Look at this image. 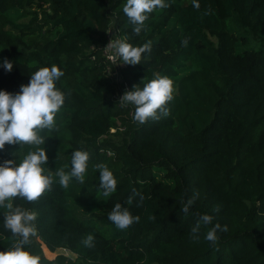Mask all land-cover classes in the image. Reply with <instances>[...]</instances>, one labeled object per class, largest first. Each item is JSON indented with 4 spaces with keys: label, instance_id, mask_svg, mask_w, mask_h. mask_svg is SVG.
Instances as JSON below:
<instances>
[{
    "label": "trees",
    "instance_id": "1",
    "mask_svg": "<svg viewBox=\"0 0 264 264\" xmlns=\"http://www.w3.org/2000/svg\"><path fill=\"white\" fill-rule=\"evenodd\" d=\"M166 2L137 34L126 0H0V60L13 61L11 71L0 67V89L19 91L39 67L57 64L66 99L54 127L40 130L46 167H70L75 149L90 153L83 184L54 182L36 200L13 198L37 212L31 248L43 264H264V0ZM111 39L151 41V50L138 64L119 56L112 64L104 55ZM156 75L173 80V98L167 114L140 123L120 97ZM31 147L6 143L0 162ZM98 163L117 179L108 197ZM133 189L144 199L126 205ZM117 202L140 220L118 229L108 219ZM7 212L0 209V250L13 239ZM205 213L212 224L193 233ZM217 222L227 231L206 240ZM89 233L92 247L83 244ZM43 248L75 257L47 258Z\"/></svg>",
    "mask_w": 264,
    "mask_h": 264
},
{
    "label": "clouds",
    "instance_id": "2",
    "mask_svg": "<svg viewBox=\"0 0 264 264\" xmlns=\"http://www.w3.org/2000/svg\"><path fill=\"white\" fill-rule=\"evenodd\" d=\"M198 7V5H196ZM168 7L166 0H126L123 13L134 25L133 31L140 33L144 21L155 8ZM108 47L115 50L122 64L135 65L140 63L142 53L151 50V41L134 46L123 39H111ZM0 67L5 71L13 69V61L4 58ZM64 75L61 67L53 63L41 66L31 75L29 82L21 84L19 91L12 92L0 89V150L8 145L32 146L18 161L6 159L0 162V206L8 209L4 217V227L12 233V243L0 250V264H43L42 257L32 250L31 238L36 236L34 223L37 212L26 207L14 206L13 198L19 196L27 201L36 200L46 190H51L53 183H58L67 189L73 182L83 184L88 169L90 153L87 150L75 149L71 153L70 167L65 165L51 172L46 167L48 155L41 145L45 137L41 129H52L55 116L65 103L66 93L57 86ZM174 82L166 75H156L155 78L134 84L131 90H126L120 97L122 105H134V119L143 123L149 117L157 115V111L167 114L164 105L173 98ZM99 170V187L105 197L117 190V179L113 171L104 163L95 166ZM67 169V170H66ZM143 195L133 189L126 201L131 205L133 199ZM195 196L187 199L182 211L187 213L194 203ZM108 219L121 230L127 229L140 220L139 215H133L128 206L117 202L108 214ZM213 217L207 213L200 216L193 233L199 231L200 224H212ZM217 230L227 231V225L218 222L206 232L205 239L215 242ZM198 239V236H194ZM93 234L89 233L83 244L92 247Z\"/></svg>",
    "mask_w": 264,
    "mask_h": 264
},
{
    "label": "rangeland",
    "instance_id": "3",
    "mask_svg": "<svg viewBox=\"0 0 264 264\" xmlns=\"http://www.w3.org/2000/svg\"><path fill=\"white\" fill-rule=\"evenodd\" d=\"M262 35H263V37H264V31L262 32ZM110 36H111V34H110ZM111 50H112L113 53L115 54V50L112 49V48H111ZM3 208H5V207L0 206V209H3ZM43 251H44V254H45V256H46L47 258H54V257H55L56 255H58V254H63V255H65V256H67V257H75V256H73L71 253H69L68 251H66V250H64V249H57L55 252L50 253V252H48L47 250H45V248H43Z\"/></svg>",
    "mask_w": 264,
    "mask_h": 264
},
{
    "label": "built area",
    "instance_id": "4",
    "mask_svg": "<svg viewBox=\"0 0 264 264\" xmlns=\"http://www.w3.org/2000/svg\"><path fill=\"white\" fill-rule=\"evenodd\" d=\"M109 42H110V41H109ZM109 42H108V44H109ZM108 44H107V47H106V49H105V51H104V55H105L106 59H107L110 63L115 64L116 59H117V57H118V54H116V53L114 54L113 51L111 50V48L108 47Z\"/></svg>",
    "mask_w": 264,
    "mask_h": 264
}]
</instances>
